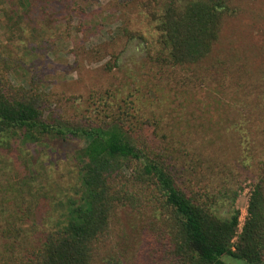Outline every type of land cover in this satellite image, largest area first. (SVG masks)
Segmentation results:
<instances>
[{"label":"trees","instance_id":"16d2710c","mask_svg":"<svg viewBox=\"0 0 264 264\" xmlns=\"http://www.w3.org/2000/svg\"><path fill=\"white\" fill-rule=\"evenodd\" d=\"M53 1L0 0L5 40H0V150L18 161V150L26 144L82 139L76 152L79 181L60 202L57 221L39 229L27 227L23 176L6 173L7 179L0 180V264H95L111 219L116 215L118 227L125 222L118 217L124 209L141 215L131 227L137 243L147 237L146 229L148 240L157 234L162 254L172 255L176 264H224V256L264 264V47H238L233 55L228 51L240 39L234 23L247 12L260 11H246V0H122V11L143 14L153 34L148 40L131 32L129 15L116 38L137 34L148 41L143 57L159 80H147L144 87L148 93L162 90L165 105L155 115L146 110L150 99L144 96L136 104L146 113L134 114L133 101L114 93V105L103 116L70 121L45 117L49 94L36 83L25 87L2 75L23 63L21 56L3 58L5 47H26L27 38L36 44L40 39L27 34L38 29L37 20ZM263 5L264 0L258 7ZM117 42L108 47L116 51ZM109 54L103 65L108 72L119 66L120 52ZM251 81L255 90L248 92L255 98L242 118L233 112L239 110L236 95L240 89L246 94ZM133 83L125 80L121 87ZM195 114L199 121L190 126ZM224 123L229 125L219 126ZM249 158L257 163L255 184L249 215L238 232L237 163L247 166ZM146 212L156 226L142 217Z\"/></svg>","mask_w":264,"mask_h":264},{"label":"rangeland","instance_id":"374dc122","mask_svg":"<svg viewBox=\"0 0 264 264\" xmlns=\"http://www.w3.org/2000/svg\"><path fill=\"white\" fill-rule=\"evenodd\" d=\"M37 1H41L40 4L44 5L45 0ZM122 2V0H54L53 7L49 8L44 17L37 20L38 29L27 34L29 37L40 39L36 44H30L31 41L27 38L28 42L27 40L24 42L26 47L20 49L5 47L3 58H9V54H12V57L21 56L23 63L18 69L8 73L4 72L2 75L8 77L12 83L22 84L25 87H28L30 83H36L40 90L47 92L49 101L44 113L46 118L53 115L73 121L77 117L103 116L110 104L114 105V99L111 97L114 93L120 95L121 99L126 97L127 102L133 101L131 109L134 114L146 113L136 104L145 96L153 102L149 100L150 104H147L146 110L158 115L161 106L165 105V101L161 100L162 90L157 93L154 91L148 93L149 87H144V83L147 80L150 84L156 83L159 77L158 79L154 77V73L149 70L143 57L144 47H147L148 41L136 37L137 34H143L150 40L153 29L144 15H138L136 10L125 14L118 5ZM260 3L262 0L245 1L246 11L257 8L256 12H260L258 15H254L253 11L247 12L242 16L241 21L234 23L237 38L240 39L232 49H228L232 55L236 53L234 50L238 47H257V45L264 47V5L258 7ZM129 15L132 17L127 21V25L131 32L137 34H134L132 39H129L132 35H123L118 40L117 32L125 26ZM28 19L26 14L24 20L30 25L31 22ZM2 33L0 28V40L4 42ZM113 40L118 41L114 46L117 47L116 51L108 47ZM1 49L0 47V51ZM110 51L115 54L120 52V57L119 66L108 72L103 65L110 59ZM236 62L239 63V58ZM125 80L134 81L129 89L121 87ZM251 82L253 84V81ZM242 90H238L236 95L235 103L238 104L239 110L233 112L237 115L241 114L240 117L244 118L248 115L255 98L252 93L248 92V90H255L254 84L244 88L246 94H243ZM226 92H223L224 96ZM224 101L231 102L228 98ZM197 117L198 114L191 117L190 126L198 123ZM241 122L243 123L244 120ZM170 125H173L171 119ZM228 125L224 123L219 126ZM224 142V145L230 143L228 140ZM83 145L82 139L48 138L41 144L30 143L21 146L17 153L18 156L20 155V158L17 157L18 161L15 160V156L0 150V180L2 179L3 182L7 179L8 171H13L14 175L23 176L26 197L21 204L22 207H26V214L29 216L27 227L36 226L40 229L57 221L60 202L66 198V194L73 192L72 189L79 181V160L76 152ZM226 159L229 162L233 160L229 155ZM251 159L246 160L250 167L237 163L236 174L239 180L235 183L238 191L235 207L239 210L238 232L241 231L249 215L247 209L255 184L257 163L253 158ZM15 167L16 170H14ZM43 197L45 200L42 203L46 204L45 208L41 203ZM151 204H157V202ZM42 209L44 210L40 214ZM119 216L125 222L118 227L115 223L116 215L111 219L110 235L99 247L95 264L115 262L120 264H176L172 255L162 254L161 237L158 236L159 239H156L157 234L154 233L152 236L150 234V240H148L149 233L146 229L147 239L141 238V241L137 243L134 237L135 229L132 230L131 227L135 221H140L139 213L124 209L120 211V214L118 213ZM142 217H149L156 226V220L149 212L142 213ZM233 241H236V238ZM223 261L224 264H245L244 261L230 256H224Z\"/></svg>","mask_w":264,"mask_h":264}]
</instances>
